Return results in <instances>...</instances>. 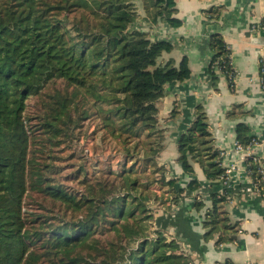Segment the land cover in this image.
I'll return each instance as SVG.
<instances>
[{
	"label": "trees",
	"instance_id": "16d2710c",
	"mask_svg": "<svg viewBox=\"0 0 264 264\" xmlns=\"http://www.w3.org/2000/svg\"><path fill=\"white\" fill-rule=\"evenodd\" d=\"M139 2L151 25H181L175 0H0V264H192L154 225L155 204L200 190L196 179L177 188L159 162L157 103L168 83L191 71L162 59L170 41L137 27ZM209 45L210 77L230 80L231 48L219 33ZM94 130L123 144L122 169L90 173L68 161L75 154L65 149ZM253 136L237 129L244 145ZM179 152L187 173L198 158L210 179L224 175L202 106ZM248 168L258 182L259 163L251 158ZM212 200L206 236L228 221L230 196L213 192ZM196 205L203 207L201 197Z\"/></svg>",
	"mask_w": 264,
	"mask_h": 264
},
{
	"label": "crops",
	"instance_id": "0c3cea01",
	"mask_svg": "<svg viewBox=\"0 0 264 264\" xmlns=\"http://www.w3.org/2000/svg\"><path fill=\"white\" fill-rule=\"evenodd\" d=\"M180 26L161 22L151 25L143 6L138 9L137 27L149 31L152 39H167L172 49L163 60L172 59L180 68L187 63L190 77L165 86L159 99L160 127L164 129L165 148L159 162L177 178V188H187L196 179L198 193L183 197L177 204H155L154 225L169 238L176 239L192 264H264V196L254 189L244 171L243 157L234 150L237 129L247 126L250 134L261 138L257 152L264 160V93L260 89V59L264 56V30L259 22L264 0H175ZM256 25L257 27H254ZM219 33L232 51L237 76L234 87L224 73L212 80L208 65L213 52L211 36ZM207 113L213 146L226 150L223 162H238L229 191L234 198L223 204L227 225L206 236L205 211L213 206L212 193L224 190L221 179H210L202 162L192 159L194 173H187L178 160L179 140L194 123L198 109ZM201 197L204 205H196ZM220 238L224 240L220 241Z\"/></svg>",
	"mask_w": 264,
	"mask_h": 264
},
{
	"label": "rangeland",
	"instance_id": "374dc122",
	"mask_svg": "<svg viewBox=\"0 0 264 264\" xmlns=\"http://www.w3.org/2000/svg\"><path fill=\"white\" fill-rule=\"evenodd\" d=\"M141 6L139 2L138 9H141ZM92 130L93 126L90 131ZM123 147L117 139L104 135L102 131L94 130L92 135L83 138L75 147L66 148L64 152L75 154L73 158H68L69 162H74L76 165L85 164L90 173H96L100 170L122 169L125 165ZM129 165H131L130 160ZM152 176L156 177L154 174ZM169 176H171L170 172ZM162 191L163 188L160 193Z\"/></svg>",
	"mask_w": 264,
	"mask_h": 264
},
{
	"label": "built area",
	"instance_id": "2783aa9c",
	"mask_svg": "<svg viewBox=\"0 0 264 264\" xmlns=\"http://www.w3.org/2000/svg\"><path fill=\"white\" fill-rule=\"evenodd\" d=\"M253 26L257 27L256 25H253ZM259 27H261L264 30V14L262 15V18L259 22ZM236 76H237V72H236V75L232 74L231 79L229 80L232 87H234V84L232 85V83L235 82ZM260 89L262 93H264V56H262L260 59ZM260 145H261V138L258 135H254L251 139V142L248 145H244L237 138L234 143V150L237 153H240L243 157L242 160H243V165H244V171L246 174H248V176H250L252 183L254 185V189L259 194H261L260 184L264 187V160H263V155L257 152V148L260 147ZM221 154H222L221 165L222 167L225 168V173L224 175L219 177V179H221L225 189L218 193L220 194L227 193L230 196L229 201H231L234 198V193H231L229 191V188L231 187V178L234 172L239 170L240 167L238 165V162H229V161L226 163L223 162V159L224 157H226V154H227L226 150L225 151L221 150ZM251 158L253 159V161L259 163V167H260L259 173L261 174L262 178L258 182H256V179L253 178L248 168L249 159Z\"/></svg>",
	"mask_w": 264,
	"mask_h": 264
}]
</instances>
